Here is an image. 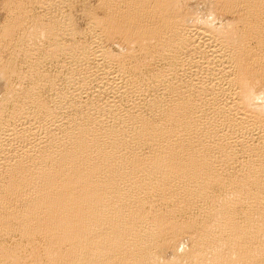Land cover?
<instances>
[{"label":"bare ground","instance_id":"obj_1","mask_svg":"<svg viewBox=\"0 0 264 264\" xmlns=\"http://www.w3.org/2000/svg\"><path fill=\"white\" fill-rule=\"evenodd\" d=\"M34 1L2 30L31 26L1 72L21 59L29 84L0 112V237L39 236L49 264H264V0H221L222 29L181 0H98L85 33L55 18L70 0ZM59 61L66 89L43 75ZM182 235L187 261L164 259Z\"/></svg>","mask_w":264,"mask_h":264},{"label":"rangeland","instance_id":"obj_2","mask_svg":"<svg viewBox=\"0 0 264 264\" xmlns=\"http://www.w3.org/2000/svg\"><path fill=\"white\" fill-rule=\"evenodd\" d=\"M2 0H0V76L1 75H3V77L5 78V79H7L8 80V82L6 83V81H5V79L3 78V77H1V78H3L0 82L2 83V85H1V83H0V112L1 113H4L3 115H5L7 112L10 114V110L12 111V109H13V103H11V102H13V96L12 97H10V93L9 92H6L7 90L9 91V88H10V91H13L12 90V88H16V86H13V85H15V84H17V89H15L13 92L14 93H17V91L18 92H21L22 91V89L24 90V88L29 84L28 82L27 83H25L26 81L23 79L21 82H20V79L17 77V76H15L16 74L14 73L15 71H26L27 70V66L25 67V66H23L24 64H26L24 61H23V63H22V61H21V59H18L17 61H14L13 63H15L14 65L12 64V66H16V69H19V70H15V68H14V70L15 71H9V72H7V73H1V72H3V66H5L6 65V62H7V64H8V58L9 57H11L12 55H10V54H13V49H12V46H8V45H17L16 44V40L20 37V35H22V33L28 28V29H30L29 27H31V26H29V27H27L26 28V26H28L29 24L26 22V24H24L23 26H24V28L22 27V30H20V29H17V31L19 32H17L16 31V29H14L13 31H12V34H15V35H12V34H9V33H11V32H6V35H4L5 33L2 31L3 29H4V31L6 30L5 29V27H7V25H9V23L11 24L12 22H13V18L11 17L10 18V16H9V12H8V10H7V8H6V5L7 4H9V1L10 0H3L2 2H1ZM6 1H8L7 3H6ZM22 1H25L24 3V5L25 6H29L28 8H30V9H27V10H30V11H32L31 9H33V7L35 8V9H33V10H37V5L36 6H34L33 5V3L35 4V1L34 0H32V1H26V0H22ZM75 1V0H74ZM73 0L71 1L70 0V2H69V4H67L66 5V8H65V10H67V11H63V9L61 10L60 9V12L61 11H63V13L61 12V14L59 13V11L57 10V11H53V13H56L55 14V18L56 17H58L59 16V19L60 18H62L61 16L62 15H66V12H67V14H69L70 15V13H71V15L73 16L74 15V22H76L75 23V25H77V26H75V25H73V26H75V29L76 30H78V28H79V30L82 32V31H84V33H85V30L87 29L86 28V26H88V24L87 23H89V21L93 18V17H95V15L94 16H92V15H90V14H85V10H86V6H88V5H90V7H91V5L93 6V8L91 7V8H88V9H94V13H96L97 14V12H98V16L99 15H102L103 14V11H102V13H100L101 12V10L99 9V6H97V4L96 3H98V5H99V1L98 0H78V1H75L74 2ZM98 1V2H97ZM187 1V2H186ZM221 0H181V7L183 6H185V8H188L189 10V12H191V15H192V20H195V19H193V18H198L197 19V21H195V22H197L198 24H205L207 21H206V19H208V22H207V24H209V25H213V26H215L216 28L218 27L219 29H222L223 27H224V25H222V24H224L223 22H225V24L226 23H229V22H232L234 19H238V14L236 13H234V12H232L233 14H230V13H225V12H223V11H221L220 9H219V5L221 4V3H223L222 1L220 2ZM26 2H27V4H26ZM33 2V3H32ZM72 2V3H71ZM74 2V3H73ZM77 2V3H76ZM33 6H31L30 4ZM71 3V4H70ZM186 3V4H185ZM73 4V5H72ZM183 4V5H182ZM69 5V7H71V9L68 7L67 8V6ZM72 6H73V8H72ZM77 6V7H76ZM26 7V8H27ZM95 7H97V8H95ZM182 7V9L185 11H187V9H185V8H183ZM6 10H5V9ZM81 8V9H80ZM38 9H39V7H38ZM75 9V10H74ZM87 9V10H88ZM98 9V10H97ZM40 11L42 10V9H39ZM71 10V11H70ZM86 10V11H87ZM192 10V11H191ZM7 12V13H6ZM34 12V13H33ZM33 12H29L28 11V14L30 13V15H36L37 17H38V15H37V12H38V14L40 15L42 12H39L38 10H37V12H35V11H33ZM70 12V13H69ZM86 13H88V12H86ZM215 17H213L211 14ZM225 13V14H224ZM32 15V16H33ZM34 15V17H32V18H36L37 19V17ZM87 15H90V20H89V17L87 16ZM104 15V14H103ZM103 15L101 16V17H103ZM193 15L195 16V17H193ZM212 17H211V16ZM50 15H46V17L48 18ZM45 16H44V18L45 19H47ZM51 17L52 16H50L49 18H50V20H51ZM234 17V19H232ZM10 18V19H9ZM48 18V19H49ZM213 19V20H211V19ZM47 19V20H48ZM87 19V20H86ZM12 20V21H11ZM204 20V21H203ZM209 20H211V21H213V23L211 22V21H209ZM230 20V21H229ZM11 21V22H10ZM78 21V22H77ZM74 22H73V24H74ZM193 22V21H192ZM203 22V23H202ZM235 22V21H234ZM82 23V24H81ZM26 25V26H25ZM218 25V26H217ZM220 25H221V27H220ZM78 27V28H77ZM26 28V29H25ZM27 29V30H28ZM24 30V31H23ZM22 31V32H21ZM3 32V33H2ZM15 32V33H14ZM18 33V34H17ZM21 33V34H20ZM3 34V35H2ZM7 34H9V35H7ZM79 34H81V35H83V33H80L79 32ZM77 35V39H78V41L79 42H82V41H84V39L85 38H82V36H80V35ZM82 38H80V37ZM15 39V40H14ZM13 42H12V41ZM106 41V40H105ZM105 41H104V44H106L109 48H110V50H112L113 52H114V55L115 54H117L116 55V57H118V58H121V59H124V55L125 54H127V51H128V48L125 46L126 44H124L123 42H121V40L119 41V40H117V41H119V43L118 42H110V41H108L107 43H105ZM5 42V43H4ZM6 42H7V44H6ZM12 42V43H11ZM109 43V44H108ZM123 43V44H122ZM4 47H3V46ZM123 45V46H122ZM107 47V48H108ZM10 48V49H9ZM108 48V49H109ZM6 49V50H5ZM42 49V48H41ZM41 49H39L40 51H39V53L41 52V51H43V49L41 50ZM2 50V51H1ZM12 50V51H11ZM17 50H18V52H19V48H17ZM12 52V53H11ZM112 52V53H113ZM42 53V52H41ZM120 54V55H119ZM9 56V57H8ZM2 57V58H1ZM126 60V63H133V60L131 61V60H129V57L127 58V56L125 55V59H124V61ZM2 62V63H1ZM21 62V63H20ZM62 64H65L63 61H59V62H57V63H53V66L52 65H50V67L49 68H46L45 70L48 72V74H46L47 72L45 71V72H43L44 74V76H48V75H51L52 76V78H56V77H58L60 74H62V72H63V74L65 75V71H67V73H66V75L68 76V72H69V68H68V70L65 68V67H63V66H66V65H62ZM55 64H57V65H55ZM21 65V66H20ZM27 65V64H26ZM58 65H61L60 67H61V69H64L63 71H60L61 69H56V67L58 68L59 66ZM56 66V67H55ZM22 67V68H21ZM53 67V68H52ZM59 67V68H60ZM63 67V68H62ZM24 68H26V69H24ZM24 69V70H23ZM40 70V72H39V70ZM37 70H38V72L41 74V71L43 70L42 68H40V67H38V68H36V72H37ZM58 70V71H57ZM11 72V73H10ZM12 72H13V74H12ZM35 72V73H36ZM37 72V73H38ZM55 72V73H54ZM59 72V73H58ZM38 73V74H39ZM58 73V74H57ZM7 74V75H6ZM58 75V76H56V75ZM62 74V75H63ZM14 75V76H13ZM60 75L59 76V78H57V81L61 84L60 86L61 87H63V89H66V87L68 88V84H67V82L65 81L66 80V78H67V76L65 75ZM10 76V77H9ZM50 76V77H51ZM56 76V77H55ZM7 77V78H6ZM61 77V78H60ZM18 78V79H17ZM64 78H65V80H64ZM63 79V80H62ZM60 80H62V82L60 81ZM253 82H251V81ZM24 81V84L22 85V82ZM66 83H65V82ZM249 81L252 83V84H254V83H258V84H256V85H258V87H256V86H254V87H252L253 88V91L256 93V92H258V93H256L257 95H261L260 96V98H261V101L264 99V80L262 79V80H253V79H249ZM263 84H261L260 82ZM12 82L14 83V84H12ZM9 83V84H8ZM259 83L263 86V90L261 89L262 88V86L260 87L259 86ZM11 84V85H10ZM62 84H64L63 86H62ZM66 84H67V86H66ZM251 84V85H252ZM18 85H20V86H18ZM13 86V87H12ZM8 87V88H7ZM12 87V88H11ZM23 87V88H22ZM65 87V88H64ZM22 88V89H21ZM261 90H260V89ZM21 91H20V90ZM17 90V91H16ZM43 90V92H44V90L45 89H42ZM46 91L47 90H45V92H44V94L43 95H47L46 97H44V98H48L47 100H49L51 97H50V94H49V91H47V93H46ZM13 92H11V93H13ZM5 93H7V94H5ZM49 94V95H48ZM5 95H8L7 97L8 98H6V96ZM85 96V98H86V96H87V94L85 93L84 94ZM8 99L7 101H10L9 102V104H8V102L6 101V99ZM9 98H10V100H9ZM4 101H3V100ZM12 99V100H11ZM260 100V99H259ZM2 102H4V104L6 103V104H8L7 106H2ZM263 102H264V100H263ZM11 103V104H10ZM5 104V105H6ZM10 106V107H9ZM9 108V110H8V108ZM7 108V109H6ZM2 109V110H1ZM4 109V110H3ZM6 109V110H5ZM8 110V111H7ZM6 111V112H5ZM7 113V115L9 116V114ZM6 116V115H5ZM1 168V167H0ZM1 171V170H0ZM182 219H186V221L188 220V218H186V216H183V218L181 217V220ZM183 221H185V220H183ZM18 231V230H17ZM16 231V232H17ZM20 231V230H19ZM19 231H18V233H15V234H13V235H6L5 236V238L4 237H0V264H2V262H3V264L5 263H8V264H35V262H36V260H38V259H40V258H42L43 259V261H42V263L44 264V256H43V254H45V252H47V251H44V249H47V248H45V245H44V241L42 240V239H40V237L39 236H36V237H34V238H37V239H35L34 241H29L28 243L30 244H28L26 241H27V239H24L25 237H24V235H23V233H22V231H20L21 232V235H23V237L19 234ZM20 236V237H19ZM183 237L182 238H180V237H178L177 239H175L174 241H172V244H169L170 246H168V245H166V246H164L165 248H166V250L164 251V259H167V260H170V259H172V261H175V262H184L185 263V261H187L186 259L188 258V256L187 255H189L190 254V252H189V250L188 249H186V248H190L191 246V244L190 243H194V241H192V240H194V239H192V238H194L193 236H192V238L190 239V237L189 236H187L186 235V237L184 236V235H182ZM7 237H9V238H7ZM22 238V239H21ZM33 238V239H34ZM16 241V242H15ZM21 241V242H20ZM189 241H192V242H189ZM31 242V243H30ZM33 242V243H32ZM37 242V243H36ZM181 243V244H180ZM183 243H185L187 246H185V244H183ZM192 243V244H193ZM34 244V245H33ZM36 244V245H35ZM38 244V245H37ZM179 244V245H178ZM12 246V247H11ZM33 246V247H32ZM37 248H36V247ZM179 246H181L180 247V249H179ZM185 246V247H184ZM190 246V247H189ZM3 247V248H2ZM26 247V248H25ZM44 247V248H43ZM178 248V253L177 252H173L174 250L176 251L177 249H173V248ZM182 247H183V249H182ZM192 247H193V245H192ZM16 249V250H18L19 251V254H20V258L18 257V259L17 260H9V257H8V254H9V252H11L13 249ZM19 248V249H18ZM35 248V249H34ZM165 248H162L163 250L165 249ZM14 249V250H15ZM182 249V250H181ZM192 248H190V250H191ZM1 250H3V251H1ZM168 250V251H167ZM188 250V251H187ZM31 251V252H30ZM161 252H163V251H161ZM165 252H166V254H165ZM170 252V253H169ZM173 252V253H172ZM188 253L189 252V254H187L186 255V253ZM7 253V254H6ZM41 253V254H40ZM169 253V254H168ZM172 253V254H171ZM175 253V254H174ZM180 253H183L182 255H180ZM39 256V258H38V256ZM171 255H172V257H171ZM179 256H182V258L180 257V258H175V257H179ZM187 256V257H186ZM26 257V258H25ZM28 257V258H27ZM35 257V258H34ZM37 257V258H36ZM173 257L175 258V259H173ZM29 258H30V260H29ZM186 258V259H185ZM28 259V260H27ZM41 259V260H42ZM185 259V260H184ZM22 260V261H21ZM12 261V262H11ZM15 261V262H14ZM27 261V262H26ZM24 262H26V263H24ZM45 262H46V260H45ZM41 263V264H42ZM37 264V263H36ZM45 264H49V263H45Z\"/></svg>","mask_w":264,"mask_h":264}]
</instances>
